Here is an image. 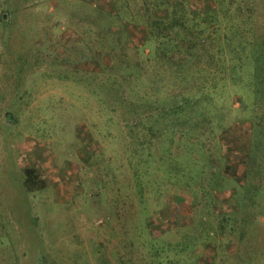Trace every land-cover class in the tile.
<instances>
[{"label": "rangeland", "instance_id": "obj_1", "mask_svg": "<svg viewBox=\"0 0 264 264\" xmlns=\"http://www.w3.org/2000/svg\"><path fill=\"white\" fill-rule=\"evenodd\" d=\"M159 2L0 0V264H264V196L238 187L253 69L226 42L249 19ZM179 3L191 61L152 33Z\"/></svg>", "mask_w": 264, "mask_h": 264}, {"label": "trees", "instance_id": "obj_2", "mask_svg": "<svg viewBox=\"0 0 264 264\" xmlns=\"http://www.w3.org/2000/svg\"><path fill=\"white\" fill-rule=\"evenodd\" d=\"M170 1L171 0H160L157 5L153 6V11L158 13L161 8L169 7ZM251 1V3L238 8V10L234 9L237 5L236 0H230L231 5L228 3L229 9L233 8V12L236 16H234V20L247 16L249 21L236 22L234 25H231L229 30L232 32L233 37L231 38L229 36V38L226 39L229 47V55L233 56L238 49H241L246 55L243 58L237 57L236 60L241 66L246 63L253 69L252 92L255 102L252 105L253 110L251 112L252 117L250 120L249 140L243 150L246 160L244 183L242 186H238L243 190L242 195L248 196V199L251 195L264 196V35L256 37L254 32H252L249 39L245 40L242 44L244 35L249 34L250 26L252 25L256 11L255 5L258 6L262 4L263 0L257 4H255L254 0ZM178 5L179 7L172 6V20L169 21V23L166 22V20H169L168 17H166L168 14H165L164 19L161 20L152 19V33L155 38L167 41L172 50L182 52L185 55L189 54L187 60H192L194 52H196L195 49H197L201 43L198 42V38L191 39L190 35L192 31L186 25V22L189 21L187 19V14L182 4L179 3ZM229 9L225 11L226 14ZM226 17L229 18L228 16ZM240 23L248 27L244 32H242ZM196 26L198 27L199 25L197 23L193 24L192 28H196ZM237 39H239L241 45L234 48L232 43ZM223 173L219 171L216 172V169H214L213 173L210 174V179L215 183L213 184L214 186L217 184V180L219 181L226 177V172H224V170ZM24 174L25 178L23 184L27 191L34 192L43 188L44 184L42 180L36 175L32 168L25 169Z\"/></svg>", "mask_w": 264, "mask_h": 264}]
</instances>
